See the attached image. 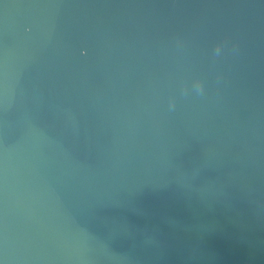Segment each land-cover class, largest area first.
Instances as JSON below:
<instances>
[{"label": "water", "instance_id": "water-1", "mask_svg": "<svg viewBox=\"0 0 264 264\" xmlns=\"http://www.w3.org/2000/svg\"><path fill=\"white\" fill-rule=\"evenodd\" d=\"M0 264H264V0H0Z\"/></svg>", "mask_w": 264, "mask_h": 264}, {"label": "clouds", "instance_id": "clouds-1", "mask_svg": "<svg viewBox=\"0 0 264 264\" xmlns=\"http://www.w3.org/2000/svg\"><path fill=\"white\" fill-rule=\"evenodd\" d=\"M217 52H219V46L217 47ZM199 87L202 89L203 85L201 82H198Z\"/></svg>", "mask_w": 264, "mask_h": 264}]
</instances>
